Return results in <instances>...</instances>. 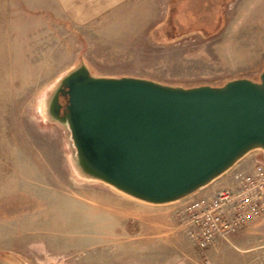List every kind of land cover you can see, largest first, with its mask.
Listing matches in <instances>:
<instances>
[{
    "label": "rangeland",
    "instance_id": "1",
    "mask_svg": "<svg viewBox=\"0 0 264 264\" xmlns=\"http://www.w3.org/2000/svg\"><path fill=\"white\" fill-rule=\"evenodd\" d=\"M79 64L185 88L257 81L264 0H128L83 27L50 0H0V264H264V217L200 250L178 217L191 200L148 205L75 173L44 105ZM255 164L261 151L209 187Z\"/></svg>",
    "mask_w": 264,
    "mask_h": 264
},
{
    "label": "water",
    "instance_id": "2",
    "mask_svg": "<svg viewBox=\"0 0 264 264\" xmlns=\"http://www.w3.org/2000/svg\"><path fill=\"white\" fill-rule=\"evenodd\" d=\"M44 114L67 133L80 178L167 205L207 187L253 151L264 158V69L257 81L185 88L95 77L79 64L58 81Z\"/></svg>",
    "mask_w": 264,
    "mask_h": 264
},
{
    "label": "built area",
    "instance_id": "3",
    "mask_svg": "<svg viewBox=\"0 0 264 264\" xmlns=\"http://www.w3.org/2000/svg\"><path fill=\"white\" fill-rule=\"evenodd\" d=\"M178 217L200 250L264 217V165L234 171L227 188L189 201L180 209Z\"/></svg>",
    "mask_w": 264,
    "mask_h": 264
},
{
    "label": "crops",
    "instance_id": "4",
    "mask_svg": "<svg viewBox=\"0 0 264 264\" xmlns=\"http://www.w3.org/2000/svg\"><path fill=\"white\" fill-rule=\"evenodd\" d=\"M124 2L127 3L128 0H50V3L54 5L55 11L61 15H65L72 24L80 27H83L87 22H91L108 13L110 14V12L116 11L117 7H120ZM210 185L187 199L193 200L212 196L218 188L215 186L209 187ZM227 185L229 186V183H226L224 188H227Z\"/></svg>",
    "mask_w": 264,
    "mask_h": 264
},
{
    "label": "flooded vegetation",
    "instance_id": "5",
    "mask_svg": "<svg viewBox=\"0 0 264 264\" xmlns=\"http://www.w3.org/2000/svg\"><path fill=\"white\" fill-rule=\"evenodd\" d=\"M59 103L63 106L64 105V99L61 95H59Z\"/></svg>",
    "mask_w": 264,
    "mask_h": 264
}]
</instances>
